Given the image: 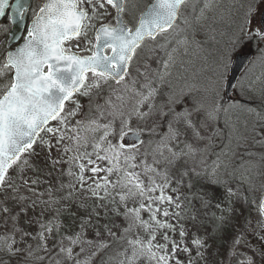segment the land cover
Segmentation results:
<instances>
[{"label":"snow or ice","instance_id":"snow-or-ice-1","mask_svg":"<svg viewBox=\"0 0 264 264\" xmlns=\"http://www.w3.org/2000/svg\"><path fill=\"white\" fill-rule=\"evenodd\" d=\"M190 3L153 0L130 26L135 0H42L27 24L29 0H0V17L26 29L0 61V264H93L114 245L102 264H264V185L257 200L243 159L264 162V88L225 100L234 86L221 54L208 102L177 110L170 92L156 103L176 51L159 39L190 24ZM262 5L249 0L234 43L264 44ZM109 6L115 23L103 22ZM221 113L228 143L211 152Z\"/></svg>","mask_w":264,"mask_h":264},{"label":"rangeland","instance_id":"rangeland-1","mask_svg":"<svg viewBox=\"0 0 264 264\" xmlns=\"http://www.w3.org/2000/svg\"><path fill=\"white\" fill-rule=\"evenodd\" d=\"M198 1L199 3H197ZM228 1L229 0H193V2L197 5L195 11H193L191 3L189 4L188 8L184 10V16L188 18L190 24H184L183 19H181L178 22L179 34H172L168 36L167 41L164 38L159 39V43L166 44L168 51H171L172 48H175L176 51L173 54L175 57V63L169 69L170 75L167 77L168 83L165 85H154L160 88V95L156 100L158 105H164L167 103V97L170 92L177 93L178 98L182 101L181 104L170 105L177 108V110H183L184 108L192 109L200 103L208 102L211 98L209 89L212 82L215 80L216 61L221 54L227 55V77L232 54L244 43H250L253 46L255 55L251 63L238 78L234 88L233 100L243 101L249 96H259L260 90L264 88V44L258 43L254 40L234 43L239 31L238 33L228 35L230 41L227 44L226 41H217V39L223 35V32L219 30L218 27L214 29V26L217 25L218 22H215L214 25L210 18L212 15L218 14L217 7L220 6V3L226 4ZM205 3H208L209 7L204 8ZM248 3L249 0H238V3H236L237 5L231 4L232 6H235L234 22L237 23L239 20L240 25L243 23V17L247 11ZM136 5L139 6V4ZM144 7L145 6H143L141 9ZM201 9H203V16L197 21L195 17L200 16ZM109 12L111 14L103 21L104 23H112L113 12L110 6ZM129 14L132 15V12ZM129 18H127L126 21L131 23L132 20ZM257 20H259V16L257 17ZM98 26L99 25L97 24V27ZM185 37H187L189 41L187 44H177L175 42L177 40H184ZM211 38L215 39L216 41L212 42L210 45L209 42L204 43L205 39L209 40ZM88 39L95 42L94 30L89 32ZM74 43L75 42H73L72 45L73 51H77L80 54H89L87 52L81 51L80 49H76ZM157 53L159 56H163L162 50L157 49ZM3 57L4 54L0 53V61L3 60ZM153 67H156V65L153 64ZM133 75H135V72H133ZM142 82L143 81L141 80V83ZM82 102L87 104L86 100ZM252 103L255 104L256 101H252ZM237 115H240L241 120L244 119L243 114L237 112L231 113L229 119L232 122H236ZM224 121L225 116L223 113H221L218 124L216 125V127L220 129L221 134L213 138L212 146L210 148L211 152L220 151V149L228 143V128L225 126ZM136 126L137 125L135 121H133V123L130 125V127L133 129L136 128ZM239 127L240 130L243 131L242 125H239ZM162 130H166V125L163 123L157 128V132ZM251 150L253 153H259L261 151L258 148H253ZM242 152L243 149L237 150V154L234 157L235 161L238 162L240 160ZM212 159H215L214 155L209 156L208 162L211 163ZM243 159L245 161L251 160V163L254 165L248 178L251 179L256 189L253 191L252 195L258 200L262 190L261 186L264 185V162H261L258 156L249 158L245 155ZM232 186L236 187V184L234 183ZM216 194L217 197L220 198L223 196L222 191L219 189L216 190ZM210 211H215V208L210 209ZM244 216L251 219L252 227L254 229L257 231L260 230L259 225L257 224V221L260 219V217L257 215L254 208L246 207ZM240 220L242 221L243 217H241ZM247 239L252 243H255L251 235H249ZM120 250L121 248L119 245H114L111 249L107 250L105 253H102L100 257L94 260L93 264H102V261H107L110 256H115L116 252Z\"/></svg>","mask_w":264,"mask_h":264},{"label":"trees","instance_id":"trees-1","mask_svg":"<svg viewBox=\"0 0 264 264\" xmlns=\"http://www.w3.org/2000/svg\"><path fill=\"white\" fill-rule=\"evenodd\" d=\"M238 3V0H229L226 4L220 3V6L217 7L218 14L211 16V22L215 25V22H218L217 25L214 26V29L218 27L219 30L223 32V35L220 36L217 41H226V44L230 41L228 35H232L238 33L240 21L237 23L234 22V7L231 4ZM237 5V4H236ZM229 38V39H228ZM215 39H205L204 43L209 42V45L212 42H215ZM114 251V250H113ZM112 251V253H113ZM118 252V251H117Z\"/></svg>","mask_w":264,"mask_h":264},{"label":"water","instance_id":"water-1","mask_svg":"<svg viewBox=\"0 0 264 264\" xmlns=\"http://www.w3.org/2000/svg\"><path fill=\"white\" fill-rule=\"evenodd\" d=\"M1 18V17H0ZM264 18V9L262 11V14L260 16V19ZM23 31V28L20 27L18 24H13V30L11 35H15L20 37L21 33ZM18 40H14V39H9L7 46L10 47L12 44L17 43ZM252 56V52H250L249 50H242V52L237 53L235 55V58L233 60L232 66H231V71H230V75L228 78V81L234 86L235 81L237 79V77L239 76L240 72L242 71V69L247 65V63L249 62L250 58ZM233 87H230L227 89V97L230 96V93L232 91ZM134 137L129 134V136L127 137V141H131L133 140Z\"/></svg>","mask_w":264,"mask_h":264},{"label":"flooded vegetation","instance_id":"flooded-vegetation-1","mask_svg":"<svg viewBox=\"0 0 264 264\" xmlns=\"http://www.w3.org/2000/svg\"><path fill=\"white\" fill-rule=\"evenodd\" d=\"M39 2H40V0H30V10H29V12L26 15V19L30 18L32 16L31 9H36L38 4H39Z\"/></svg>","mask_w":264,"mask_h":264}]
</instances>
